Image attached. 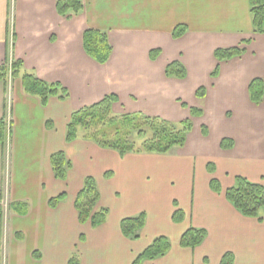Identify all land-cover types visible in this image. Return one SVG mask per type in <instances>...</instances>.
I'll use <instances>...</instances> for the list:
<instances>
[{
	"label": "crops",
	"instance_id": "1",
	"mask_svg": "<svg viewBox=\"0 0 264 264\" xmlns=\"http://www.w3.org/2000/svg\"><path fill=\"white\" fill-rule=\"evenodd\" d=\"M56 3L0 0V66L20 60L23 72L69 92L45 107L20 78L0 82V120L10 122L0 144V264H69L74 256L79 264H133L159 237L170 241V251L142 264H221L226 254L233 264H264V219L243 216L225 195L237 177L264 186V98L255 104L249 94L253 80L264 81V32H254L250 0H83L71 18ZM180 25L187 32L176 39ZM87 30L107 34L113 51L106 64L86 54ZM240 46L242 56L216 60V50ZM173 62L183 65L185 79L167 77ZM111 95L116 116L194 121L185 145L171 154L122 157L82 130L66 142L71 115ZM225 139L233 146L222 148ZM57 152L72 164L66 181L51 165ZM87 177L99 188L97 210L109 211L98 228L82 225L75 208ZM62 193L66 198L51 208ZM18 203L28 205L26 215L11 210ZM178 210L181 222L174 221ZM141 214L139 237H125L121 222ZM191 228L207 233L196 248L181 245Z\"/></svg>",
	"mask_w": 264,
	"mask_h": 264
},
{
	"label": "trees",
	"instance_id": "2",
	"mask_svg": "<svg viewBox=\"0 0 264 264\" xmlns=\"http://www.w3.org/2000/svg\"><path fill=\"white\" fill-rule=\"evenodd\" d=\"M251 14L255 33L264 32V0H250ZM59 14L66 18L78 15L83 10V0H57ZM187 27L180 25L174 30V38L184 36ZM247 43V42H246ZM245 45V42L243 43ZM83 46L86 54L97 63L106 64L112 55V46L108 36L104 32L87 30L83 37ZM245 47L230 49H218L215 51V58L218 62L231 60L244 54ZM159 52H152L155 57ZM23 62L18 60L9 64L6 62L0 66V82L7 83L11 78H20L22 87L26 94L37 97L43 106H47L50 99L57 98L65 101L69 98V92L59 83H47L34 74L23 72ZM218 68L213 73L217 75ZM167 77L185 79L186 70L180 62H173L166 68ZM205 90L199 89L197 96H204ZM249 94L252 102L260 104L264 98V81L255 79L249 85ZM117 102L114 95L106 96L101 102L75 111L67 125L66 142L72 143L78 139L80 130L84 138L93 141L104 149L117 151L122 157L128 153L168 154L174 147H183L187 140V134L192 129L190 120L181 123L182 128L159 117H148L141 113L124 114L116 116L113 114V104ZM201 111L192 110V115H200ZM142 140L141 146L133 141V136ZM8 139L7 122L0 120V144L5 145ZM222 148L233 146L231 140H223ZM51 165L56 179L66 181L68 172L72 168L71 162L66 158L64 152H57L51 156ZM213 171V168H210ZM106 177H111L110 173ZM211 187L214 191L220 192V185L217 180H212ZM226 199L245 217L254 218L258 221L264 219V186L255 184L243 177H237L233 187L225 192ZM66 198V194L52 198L49 202L51 208L55 209L60 202ZM100 202V192L96 180L87 177L84 180L83 188L75 200V208L78 213L79 222L90 224L93 228L103 225L109 215L106 208L97 210ZM11 210L19 215H26L28 205L18 203L11 206ZM4 216V210L0 204V224ZM183 214L176 211L174 221L181 222ZM146 216L141 214L137 217L127 218L121 222V231L127 238L137 239L140 231L145 227ZM207 233L203 229L191 228L184 233L181 245L188 248H196L206 239ZM171 249L170 241L165 237L157 238L133 264H142L145 260H154L166 255ZM69 264H79V259L74 256ZM221 264H233V256L226 254Z\"/></svg>",
	"mask_w": 264,
	"mask_h": 264
},
{
	"label": "rangeland",
	"instance_id": "3",
	"mask_svg": "<svg viewBox=\"0 0 264 264\" xmlns=\"http://www.w3.org/2000/svg\"><path fill=\"white\" fill-rule=\"evenodd\" d=\"M194 123V121L192 122V124ZM173 124V123H172ZM174 125H176L177 126V128L178 129H181L182 128V126H181V124H174ZM7 129H9V127L7 126ZM80 132H82L81 130H80ZM133 141L138 145V146H141V144L143 143L142 142V140H140L137 136H133ZM179 148V147H178ZM169 154H171V152L169 153ZM173 154H175V152L173 153ZM176 155V154H175ZM81 170V169H80ZM78 171V170H77ZM82 171V170H81ZM4 242H5V240H4ZM5 245V244H4ZM3 250H4V248L2 249V251L1 252H3Z\"/></svg>",
	"mask_w": 264,
	"mask_h": 264
}]
</instances>
